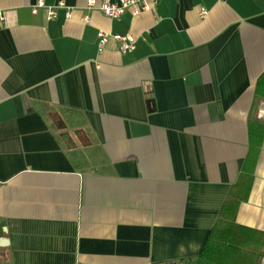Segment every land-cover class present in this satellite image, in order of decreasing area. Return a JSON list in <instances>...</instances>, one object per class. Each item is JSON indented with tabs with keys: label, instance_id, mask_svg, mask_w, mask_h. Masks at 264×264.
Returning <instances> with one entry per match:
<instances>
[{
	"label": "crops",
	"instance_id": "obj_1",
	"mask_svg": "<svg viewBox=\"0 0 264 264\" xmlns=\"http://www.w3.org/2000/svg\"><path fill=\"white\" fill-rule=\"evenodd\" d=\"M63 1L0 0V264H211L234 189L264 233V0Z\"/></svg>",
	"mask_w": 264,
	"mask_h": 264
},
{
	"label": "trees",
	"instance_id": "obj_2",
	"mask_svg": "<svg viewBox=\"0 0 264 264\" xmlns=\"http://www.w3.org/2000/svg\"><path fill=\"white\" fill-rule=\"evenodd\" d=\"M258 93L264 96V73L257 83ZM237 190L232 191L233 196L223 208V213L210 234L202 252L198 255L200 261H207L211 264H229L231 259L237 257L247 263L248 256L254 260L259 259L260 264H264V233L257 232L247 227H243L235 221V209L237 200L235 199ZM253 242L255 244H253ZM260 246L257 247V243ZM254 253V254H253ZM257 264V262L255 263Z\"/></svg>",
	"mask_w": 264,
	"mask_h": 264
},
{
	"label": "built area",
	"instance_id": "obj_3",
	"mask_svg": "<svg viewBox=\"0 0 264 264\" xmlns=\"http://www.w3.org/2000/svg\"><path fill=\"white\" fill-rule=\"evenodd\" d=\"M159 0H88L86 4L87 9H98L104 15L117 19L124 15L126 12H132L134 15H138L143 11L151 10L153 5ZM46 8L49 19H54L58 15L59 9H66V16L72 17L74 13V7L69 6L65 1L60 0L52 5H47L45 0H36V3L32 5V10L37 11L38 8ZM209 13L207 7L202 6L200 10V16L206 17ZM0 18L4 16L0 12ZM85 19L90 21V16L86 15ZM113 36L120 44V51L123 53L133 51L136 47L137 38L133 33L127 34H113L107 33L103 30L98 32V48L99 51H103L109 37Z\"/></svg>",
	"mask_w": 264,
	"mask_h": 264
}]
</instances>
